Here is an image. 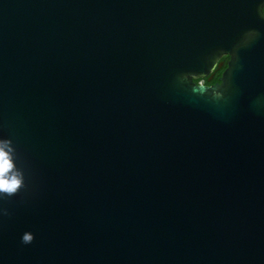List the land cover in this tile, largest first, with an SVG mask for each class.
<instances>
[{"label":"water","instance_id":"water-1","mask_svg":"<svg viewBox=\"0 0 264 264\" xmlns=\"http://www.w3.org/2000/svg\"><path fill=\"white\" fill-rule=\"evenodd\" d=\"M4 139L0 264H264L257 0H0Z\"/></svg>","mask_w":264,"mask_h":264},{"label":"clouds","instance_id":"clouds-1","mask_svg":"<svg viewBox=\"0 0 264 264\" xmlns=\"http://www.w3.org/2000/svg\"><path fill=\"white\" fill-rule=\"evenodd\" d=\"M258 13L261 18H264V0H257ZM256 35L255 31H249L247 36L252 38ZM223 84L218 82L217 85ZM12 149L10 141L7 139L0 140V194L11 196L22 185V174L14 168ZM34 239L31 231H25L20 236L22 244H30Z\"/></svg>","mask_w":264,"mask_h":264},{"label":"flooded vegetation","instance_id":"flooded-vegetation-1","mask_svg":"<svg viewBox=\"0 0 264 264\" xmlns=\"http://www.w3.org/2000/svg\"><path fill=\"white\" fill-rule=\"evenodd\" d=\"M229 59V55H222L217 61L215 68L204 78L195 80V83H201L206 86H211L220 82V78L222 76L223 71L228 65Z\"/></svg>","mask_w":264,"mask_h":264}]
</instances>
